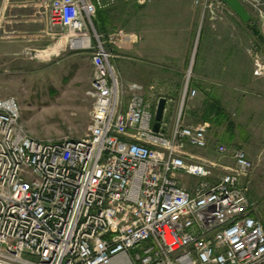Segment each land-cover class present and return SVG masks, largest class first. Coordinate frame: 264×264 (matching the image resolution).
Listing matches in <instances>:
<instances>
[{
	"label": "built area",
	"instance_id": "1",
	"mask_svg": "<svg viewBox=\"0 0 264 264\" xmlns=\"http://www.w3.org/2000/svg\"><path fill=\"white\" fill-rule=\"evenodd\" d=\"M39 1L50 32L69 31L71 46L78 39L91 54V121L81 139H36L18 100L0 96V264H264V212L240 179L253 166L248 153L236 149L235 169L218 176L184 151L208 146L206 126L182 119L197 94L190 75L175 125L164 116L156 132L154 102L137 82L125 95L99 39L104 1ZM240 1L264 33V0ZM195 2L213 25L217 5L227 6ZM251 52L254 75L264 77V56ZM175 172L201 181L190 191Z\"/></svg>",
	"mask_w": 264,
	"mask_h": 264
},
{
	"label": "crops",
	"instance_id": "2",
	"mask_svg": "<svg viewBox=\"0 0 264 264\" xmlns=\"http://www.w3.org/2000/svg\"><path fill=\"white\" fill-rule=\"evenodd\" d=\"M5 1L0 31L9 29L25 38L38 24L36 31L42 37L48 35L44 5L40 3L41 10L37 11V0ZM126 9L124 3L123 14ZM132 10V30L139 37L131 45L133 70L138 71L135 74L139 77L137 83L152 101L155 95L168 99L165 120L171 128L181 110L189 71L192 73L189 85L197 94L183 108L185 124L204 123L208 127L212 119L214 125L234 132L228 136L232 142L240 141L235 137L237 129L241 132L243 127L264 126V77L254 75V59L249 49L255 45V39L244 23L226 16L213 27L195 0H153L145 6L134 4ZM153 102L157 108L158 103ZM233 117L235 122L230 121ZM207 137L208 146L203 152L186 144L184 151L188 158L211 161L210 129ZM184 174L175 172L172 177L194 191L201 179Z\"/></svg>",
	"mask_w": 264,
	"mask_h": 264
},
{
	"label": "rangeland",
	"instance_id": "3",
	"mask_svg": "<svg viewBox=\"0 0 264 264\" xmlns=\"http://www.w3.org/2000/svg\"><path fill=\"white\" fill-rule=\"evenodd\" d=\"M3 1L5 0H0V16L3 15V6L7 4V1ZM37 1L39 11L40 2ZM103 1L105 7L98 10L94 25L104 47L114 55L111 64L127 95L128 85L139 81L135 74L138 71L133 70L135 61L131 52V45L139 40L132 30V9L134 4L145 6L153 0ZM124 3L127 9L123 14ZM45 10L48 32L46 37L36 31L38 24L35 26L36 30L30 31L25 38L18 37V34L11 33L9 29L0 31V96H13L18 100L21 124L34 138L45 141L66 137L81 139L87 135L93 106L91 54L85 49L71 46L69 31L50 32L49 9ZM217 11L221 13V19L216 22L226 16L239 19L228 6L217 5ZM254 39L255 45L249 52L252 54L251 50L258 51L264 56V47L257 38ZM189 75L192 77L191 71L187 73L186 80ZM153 97V101L158 103L160 97ZM230 121L235 122V117ZM209 122L211 125L206 130L210 129L209 142L213 157L208 163L214 166L217 175L233 171L236 167L233 153L238 147L244 149L253 166L247 173L242 174L241 184L248 186L251 201L264 212V126L243 127L245 133L237 129L235 137H239L240 141L232 142L228 136L234 132L223 130L219 124L214 125L212 119ZM234 129L236 130V126ZM221 144L227 147L226 153L219 152ZM197 149L202 152L205 150ZM194 159L202 161L197 157Z\"/></svg>",
	"mask_w": 264,
	"mask_h": 264
},
{
	"label": "water",
	"instance_id": "4",
	"mask_svg": "<svg viewBox=\"0 0 264 264\" xmlns=\"http://www.w3.org/2000/svg\"><path fill=\"white\" fill-rule=\"evenodd\" d=\"M222 2L229 6L235 12L240 21L248 27L254 37L257 38L259 43L264 47V33L261 30L258 22L255 20V17L249 12L247 7L240 0H222ZM167 105V98L162 97L159 99L153 123V129L156 132L160 131Z\"/></svg>",
	"mask_w": 264,
	"mask_h": 264
},
{
	"label": "bare ground",
	"instance_id": "5",
	"mask_svg": "<svg viewBox=\"0 0 264 264\" xmlns=\"http://www.w3.org/2000/svg\"><path fill=\"white\" fill-rule=\"evenodd\" d=\"M78 45H80V40H76V39H74L73 41H72V47H77Z\"/></svg>",
	"mask_w": 264,
	"mask_h": 264
}]
</instances>
